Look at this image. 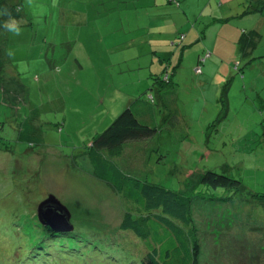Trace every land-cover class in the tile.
<instances>
[{
	"label": "rangeland",
	"instance_id": "rangeland-1",
	"mask_svg": "<svg viewBox=\"0 0 264 264\" xmlns=\"http://www.w3.org/2000/svg\"><path fill=\"white\" fill-rule=\"evenodd\" d=\"M11 2L23 18L14 19L19 36L1 29L0 264H141L147 246L120 229L124 212L134 209L124 198L129 180L178 192L194 187L183 195L197 199L199 264H264V24L258 16L241 17L246 6L231 12L220 0ZM252 29L259 44L245 54L238 40ZM185 31L192 32L180 41ZM207 52L205 69L219 66L223 86L233 77L229 104L216 100L214 88L205 96L186 92L195 88V68ZM238 63L239 72L232 68ZM167 71L184 91L162 94L164 104L146 100L154 137L125 143L118 157L102 153L123 173L106 177L118 193L94 176V166L103 164L98 151L90 156L94 142L131 97L146 98L151 86L160 87ZM211 171L241 181L245 190L197 184ZM49 196L70 212L74 241L45 238L49 231L35 213Z\"/></svg>",
	"mask_w": 264,
	"mask_h": 264
},
{
	"label": "trees",
	"instance_id": "trees-1",
	"mask_svg": "<svg viewBox=\"0 0 264 264\" xmlns=\"http://www.w3.org/2000/svg\"><path fill=\"white\" fill-rule=\"evenodd\" d=\"M12 5L11 0H0V10L7 7L10 13V16H0V41L3 40L1 37V29L4 24L14 21V19L23 18L21 17V7ZM243 5L246 8L240 15L241 17L255 12L261 14L264 8V0H245ZM258 36L259 33L257 30L243 31L238 42L240 50L242 49L245 54L254 52L253 49L259 44L257 42ZM183 39L185 40L184 34L181 35L180 41ZM207 55L209 56L206 57ZM200 57L195 68V75L198 78L195 81V88L187 89L186 92L196 91V87L201 80L200 78L202 77L204 79V77L209 76L206 79L211 82H217V85H219L215 89L217 94L215 96L217 98L216 100L229 104V82L233 77L223 86L224 81L221 77H218L217 71L215 73L206 72L207 70L204 68L205 63L212 57L211 54L207 52L203 57L201 55ZM203 58L204 60L201 62ZM240 66L241 63L237 65L233 64L232 68L234 71L239 72ZM196 69H199V71L197 72ZM157 84L160 87L151 86L150 90L153 93H149L146 98L136 96L134 99L131 97L130 102L124 107L118 118L99 136L92 147L90 156H93V153L98 151L100 158L97 162L103 163L94 166V176L113 186L118 193H121V189L112 182L107 181L106 177L113 171L115 172L114 179L116 180L117 178L123 177V173L115 163L104 159L102 160V153L108 151L112 158L118 157L124 152L125 143L148 141L154 137L156 129L151 128L149 124L153 118V114L151 112L152 106L148 102L155 104L157 98H159L161 103L164 104L162 94L173 97V95L181 94L184 91H181V88L175 86L171 81L168 71L166 72L164 80L159 81ZM221 91H223L222 94ZM203 100L205 101V99ZM216 100L213 103L219 105ZM97 162H93V165ZM129 182L131 184L130 192L126 193L124 198L133 203L134 209L131 213L124 212L120 229L124 232L132 233L129 236L131 241H134L135 236L147 246L145 254L139 262L141 264H199L201 246L198 241V231L193 222L194 202L197 199L192 200V196L183 195L185 192L194 193V187L185 192H178L156 184L142 183L139 180L137 182L142 183L140 186L131 180ZM197 184L205 185L213 189H225L231 193H240L245 190L241 181L227 174L220 175L215 171L200 175ZM129 211L131 210L129 209ZM35 217L38 219V212L37 214L35 213ZM44 227L49 231V234L45 237L47 239L53 237L57 241L63 239H72L74 241L77 236L74 232L75 227H73L72 231L61 232L46 226ZM152 236L153 238H151ZM122 238H124V235Z\"/></svg>",
	"mask_w": 264,
	"mask_h": 264
},
{
	"label": "water",
	"instance_id": "water-1",
	"mask_svg": "<svg viewBox=\"0 0 264 264\" xmlns=\"http://www.w3.org/2000/svg\"><path fill=\"white\" fill-rule=\"evenodd\" d=\"M40 224L55 231H72L71 214L54 196H49L38 209Z\"/></svg>",
	"mask_w": 264,
	"mask_h": 264
},
{
	"label": "crops",
	"instance_id": "crops-1",
	"mask_svg": "<svg viewBox=\"0 0 264 264\" xmlns=\"http://www.w3.org/2000/svg\"><path fill=\"white\" fill-rule=\"evenodd\" d=\"M14 2H15V0H13ZM222 3H221V7L220 8H222V7H230V11L232 12V7L233 6H235L236 4H238V5H242L243 4V2L245 1V0H220ZM188 4V5H187ZM182 6V5H181ZM192 7V5L191 4H189V2L188 3H186V6H185V8L183 9L186 13H187V11H186V8H188V9H190ZM253 14H256L257 16H258V25H263L264 24V8H263V11H262V13L260 14V13H258V12H255V13H253ZM243 17V16H242ZM259 22H260V24H259ZM220 26V25H219ZM254 28H258V26H256V27H254ZM191 29H195V28H191ZM253 30V29H252ZM193 31V30H192ZM192 31H190V33L192 32ZM187 32L185 31V33H183L184 34V36H185V39H187L188 38V35L190 34V33H187ZM186 34V35H185ZM238 42H239V40H238ZM238 46H239V44H238ZM240 47V46H239ZM213 66H210V67H208L207 69H205V70H207L206 72H214L215 73V71H217V69L219 68V66H218V68H217V66L216 65H214V64H212ZM13 72V71H12ZM217 73H219L218 71H217ZM207 78H209V76H206ZM206 77H204V79H202V77L200 78L201 80H200V82H199V84L197 85V87H196V90H200V91H202L201 92V96H205V94H207V89L208 88H211V89H217V87L219 86V85H217V82H211V81H209L208 79H206ZM178 94H176V95H173V97H175V96H177ZM196 96V95H195ZM172 97V98H173ZM197 99H199V97H197Z\"/></svg>",
	"mask_w": 264,
	"mask_h": 264
},
{
	"label": "clouds",
	"instance_id": "clouds-1",
	"mask_svg": "<svg viewBox=\"0 0 264 264\" xmlns=\"http://www.w3.org/2000/svg\"><path fill=\"white\" fill-rule=\"evenodd\" d=\"M0 16H10L9 10L5 7L3 10H0ZM4 27L7 31L13 33L14 35L19 36L21 34V27L15 21L6 22ZM10 56L12 55L11 52L8 53Z\"/></svg>",
	"mask_w": 264,
	"mask_h": 264
},
{
	"label": "built area",
	"instance_id": "built-area-1",
	"mask_svg": "<svg viewBox=\"0 0 264 264\" xmlns=\"http://www.w3.org/2000/svg\"><path fill=\"white\" fill-rule=\"evenodd\" d=\"M209 55H207L206 57H208ZM203 60H204V58L201 60V62H203ZM197 70V72L199 71V69H196Z\"/></svg>",
	"mask_w": 264,
	"mask_h": 264
}]
</instances>
